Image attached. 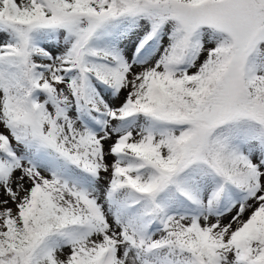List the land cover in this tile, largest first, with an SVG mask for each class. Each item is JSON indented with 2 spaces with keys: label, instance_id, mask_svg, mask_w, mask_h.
I'll return each mask as SVG.
<instances>
[{
  "label": "snow or ice",
  "instance_id": "1",
  "mask_svg": "<svg viewBox=\"0 0 264 264\" xmlns=\"http://www.w3.org/2000/svg\"><path fill=\"white\" fill-rule=\"evenodd\" d=\"M0 264H264V0H0Z\"/></svg>",
  "mask_w": 264,
  "mask_h": 264
}]
</instances>
